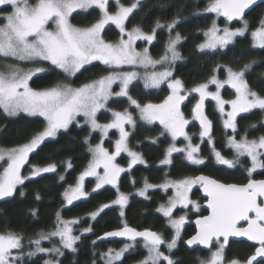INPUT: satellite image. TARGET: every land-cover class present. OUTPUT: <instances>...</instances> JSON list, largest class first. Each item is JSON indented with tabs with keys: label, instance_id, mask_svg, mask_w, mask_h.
Here are the masks:
<instances>
[{
	"label": "snow or ice",
	"instance_id": "snow-or-ice-1",
	"mask_svg": "<svg viewBox=\"0 0 264 264\" xmlns=\"http://www.w3.org/2000/svg\"><path fill=\"white\" fill-rule=\"evenodd\" d=\"M115 11L109 10L110 0H0V109L7 116H17L26 113L29 116L42 117L45 126L35 133L28 142L11 147L0 148V161H6L0 173V200L12 197L18 186L25 184L26 180L39 176L42 173L56 171L55 164L44 167L33 165L30 175L22 174V168L29 163V155L36 151L49 138H56L61 130L65 132L77 117L82 116L89 126L90 132L99 131L102 137H107L109 130L116 129L119 138L115 141L114 151H109L103 146V140L89 147L91 160L86 169L80 174L75 187L63 193L68 205L74 200L87 197L90 194L84 190L85 177H95L96 189L111 185L117 189V198L112 204L121 207V217L124 216L123 208L128 202V195L119 191L118 181L123 172L130 171L136 164L145 163L141 154L131 150L128 145L130 131L126 125L135 129L137 120L129 108L139 113V120L148 124L159 122L162 125L161 136L168 135L174 142L178 137L188 141L185 148H177L175 143L165 149L163 165L172 164L173 153H183L184 159L193 165H203L205 158L199 155V145H193L191 137L185 131L189 121L181 111V104L191 93H197L199 99L192 108L194 119L199 121V133L203 142L206 137L211 145V156L220 165L234 168L240 163L241 157H247L250 166L246 168L248 180L243 184L222 183L208 176L185 177L179 180H165L159 185H153L145 179L144 187L138 190V195L147 197L149 189L159 187L165 192L173 190V195L168 197L166 203L158 206L156 211L165 218L166 227L172 230L170 239L163 233L145 229L138 231L129 227L125 222L123 227L104 233L107 237H126L135 242L137 238L143 239V247L147 255L139 264H179L173 258V252L178 248L183 227L187 221L186 215L175 217L174 210L179 206L189 208L191 205L196 212L201 206L189 198L194 185L199 184L207 200V215H200L195 220V234L191 235L184 243L191 249L203 246L209 251L207 259H200L199 264H264V179H254L252 174L257 169H264V135L249 139L247 131L238 140L237 117L249 114L254 110L261 113V124L264 126V93L254 90L247 78L255 59L244 63L239 68L228 65H218L213 73L225 71L226 77L221 80L213 74L207 82L200 83L190 89L186 95L183 82L173 77V66L177 60L183 59L177 50V45L184 39L179 32L172 33L180 23L179 14L170 21L161 23L157 18L150 31H144L139 24L127 27L129 18L142 6V0H132L124 5L120 0H114ZM257 0H208L203 9L204 13L215 14L217 18L224 17L226 22H240L241 26L222 29L213 20L207 31L203 32L204 42L196 47L199 51H215L226 49L235 43V38L245 37L250 31L246 10L251 9ZM10 9V11H4ZM90 10L97 12V18L90 25L76 26L71 22L74 13H88ZM198 14V13H197ZM114 25L119 30L120 38L107 41L104 38L106 26ZM167 28L169 39L166 41L164 53L154 59L147 47L137 48V41L151 44L157 37V29ZM251 49L264 50V17L258 26L250 31ZM126 37V38H125ZM99 62L105 66V75L92 79L73 87L70 78L81 73L86 66ZM36 65L31 68L21 67V64ZM47 64L51 69L62 74L63 80L42 89H34L30 81L34 76L45 73L48 68L39 65ZM128 66L130 70H123ZM157 66L163 70L157 71ZM136 69H144L141 73ZM148 69H152L148 71ZM143 80L145 89H156L167 83L169 95L162 103H141L130 92L133 82ZM209 84L216 86V91H209ZM229 85L235 90V98L225 100L220 95V89ZM113 85H118L116 91ZM215 101L216 109L223 119L225 129H231L233 135L228 138L227 146L234 149V158H226L215 147L212 139V121L204 111V102L207 98ZM127 103L123 110L109 107V102ZM231 110L225 112V105ZM105 110L111 113L112 119L107 123H99L97 114ZM249 127L255 128L252 124ZM89 137L85 138L87 143ZM156 143V139L152 140ZM122 152L130 157L128 167H121L116 158ZM71 161L66 167L71 168ZM102 169V172L100 171ZM63 179V177H61ZM135 183V181H133ZM23 195V192L20 193ZM39 199V196H37ZM110 204L100 206L99 210L90 214L95 219ZM33 215H35V210ZM57 226L47 235L40 234L38 239L29 240V245H34L33 251L26 253L31 257L37 253L63 255L60 247H41V240L59 237L61 246L73 252L77 251L76 244L80 236L72 234L71 225L79 223L78 219L65 221L59 212L56 214ZM88 227L84 232H90ZM244 237L252 242V252L243 260L233 258L226 260V252L230 247V238ZM23 236L12 231L0 232V264H22L25 252ZM96 242L93 241V244ZM134 247L125 244L120 250L109 249L100 253L103 264H117L122 262L124 254ZM44 264H59L55 260H45ZM93 264L96 261L93 260Z\"/></svg>",
	"mask_w": 264,
	"mask_h": 264
},
{
	"label": "trees",
	"instance_id": "trees-1",
	"mask_svg": "<svg viewBox=\"0 0 264 264\" xmlns=\"http://www.w3.org/2000/svg\"><path fill=\"white\" fill-rule=\"evenodd\" d=\"M34 2V0H33ZM124 5H128L132 0H120ZM208 0H142L141 8L135 12L127 22V27L139 24L144 31H150L155 20L160 19L161 23L170 21L179 14L180 23L172 33L179 32L184 38L177 45L183 59L177 60L173 66V77L183 82L184 89L190 90L200 83L207 82L213 75L224 79L225 71L221 70L213 73V69L218 65H228L234 68L241 67L244 63L255 59L256 64L246 73V78L250 86L257 91L264 93V50L251 49L250 31L258 26L261 17H264V4L254 7L247 15L246 19L250 24V31L245 37L235 38V43L229 45L226 49H217L215 51H199L196 47L205 40L203 32L211 26L215 20L217 24H229L232 27L238 26L240 22L228 23L222 17L217 18L215 14L204 13L203 9ZM115 8V2L112 1ZM10 9H4L9 11ZM198 13V14H197ZM97 18V12L90 10L88 13H74L71 18L77 26L90 25ZM1 20V19H0ZM107 41H117L120 37L119 30L114 25L106 26L103 33ZM169 39L167 28L157 29L156 39L149 45V51L154 59H158L165 50L166 41ZM141 44V43H139ZM146 44V43H143ZM36 65L21 64V67L31 68ZM48 68V71L38 74L30 81V86L34 89L50 87L57 82H67L63 76L56 70L51 69L47 64L39 65ZM123 70H130L125 67ZM144 72V69H139ZM152 69H148L151 71ZM156 70H163L157 66ZM105 66L99 62H93L86 66L81 73L70 78L73 87L92 79H97L105 75ZM130 92L134 98L141 103L163 102L169 94L167 84L161 85L156 89H145L142 81L133 82ZM223 95L225 98L234 97L233 91L224 87ZM109 102V107L115 110H123L127 103ZM207 115L212 120V139L215 147L226 158H234V150L227 146L228 138L233 135L232 130L225 129L220 113L216 109V104L212 100H207ZM137 120V126L132 129L128 126L131 135L129 136L130 148L141 154L145 163L134 165L130 171L123 172L118 181L119 191L128 195L129 199L123 208L124 216L121 217V207L111 206L104 209L95 219L90 214L99 210L100 206L110 204L117 198V189L111 185L95 189L96 183L93 178L85 180V190L90 194L87 197L73 201L68 205L63 195L65 190L77 184L80 174L86 169L92 156L89 147L101 141V135L98 132H90L89 126L84 123L83 118H79L65 132L61 130L56 138H49L36 151L29 155V163L23 167L22 174L27 176L33 165L44 167L49 164L56 165V171L53 173H42L39 176L26 180L25 184L17 187V191L12 197L0 200V232L12 231L23 236L24 258L22 264H44V261L51 257L59 264H103L100 260V253L107 252L109 249H119L125 242L129 241H107L99 238L106 232L123 227L126 222L128 226L145 230L151 229L163 233L166 239H170L172 230L166 227V220L156 209L162 203H166L171 196L170 190L165 192L160 188L149 189L147 197L138 195V190L144 187L145 179L153 185H159L167 180H179L185 177H195L199 173H205L226 183H245L249 176L246 170L250 166L247 157H241L240 163L234 168H228L226 165H220L215 162L211 156V145L207 138H204L200 144V156L205 158L203 165H193L184 159L183 153L172 154V164L163 165L160 163L164 159L165 149L173 142L168 135L161 136L162 125L157 122L152 124L139 120L138 111L129 108ZM191 105L186 107L187 116H191ZM111 113L105 110L98 114L100 121H109ZM261 113L254 110L249 114H241L237 117L238 131L236 138L240 139L247 131L249 139L264 135V126L261 124ZM255 124V128L249 127ZM45 126L42 117L29 116L20 113L17 116H7L0 109V148H11L22 145ZM191 132L197 133L199 126L197 123L192 125ZM116 132H111V137H116ZM89 137L88 142L85 138ZM156 139V143L152 140ZM198 143L199 136L193 138ZM111 140H106L105 145L113 150ZM181 140V139H179ZM200 142V141H199ZM71 161V168L66 167V163ZM118 163L128 167L129 158L127 155H121ZM63 177V179H61ZM252 178H264V169L257 170L252 174ZM135 181V183H133ZM23 192V195L20 193ZM39 196V199H37ZM192 197L197 199L202 205L203 199L198 187L192 191ZM35 210V215L33 211ZM57 212L62 219H78L79 223L74 224L76 236H80L77 241V251L73 252L64 249L58 237L41 240V247L52 248L54 245L60 247L63 255L37 253L34 256H27L26 253L33 251L35 246L29 245V240L38 239L40 234L47 235L55 230L57 226ZM206 211L200 209V212H190L189 220L186 222L182 231L181 240L178 242V248L173 252V258L179 264H199L200 259H207L209 251H203L200 248L195 250L188 249L184 241L195 233V226L191 221ZM91 227L90 232H83L84 229ZM93 241L96 243L93 244ZM252 243L246 241H230V247L226 252V260L238 258L245 259L251 252ZM147 255L143 247V241L134 243L124 254L122 262L119 264H134L143 260Z\"/></svg>",
	"mask_w": 264,
	"mask_h": 264
},
{
	"label": "rangeland",
	"instance_id": "rangeland-1",
	"mask_svg": "<svg viewBox=\"0 0 264 264\" xmlns=\"http://www.w3.org/2000/svg\"><path fill=\"white\" fill-rule=\"evenodd\" d=\"M112 1H114V0H110V5H109V10L110 11H115V8H113V6H112ZM10 11V10H9ZM71 22H72V20H71ZM237 22V21H236ZM0 23H3V20L1 19L0 20ZM73 23V22H72ZM74 24V23H73ZM75 25V24H74ZM221 29L223 28V27H225V26H228L229 28H236V27H240L241 26V24H239L238 26H235V27H232V26H230L229 24H225V25H221V24H217ZM77 26V25H76ZM130 28V27H129ZM120 38V37H119ZM118 38V39H119ZM126 38V37H125ZM112 42H114V41H112ZM204 42V41H203ZM139 43H141V44H139ZM143 43H146V44H143ZM136 45H137V48H138V50L139 49H142V48H144V47H147L148 49H149V45L150 44H148L147 42H145V41H137L136 42ZM150 52V51H149ZM125 67H128V66H125ZM137 71H140L139 69H136ZM125 71H127V70H125ZM157 71H160V70H157ZM141 73H143V72H141ZM226 77V76H225ZM218 79H220V78H218ZM225 79V78H224ZM221 80H223V79H221ZM137 81H142L143 82V80L141 79V80H137ZM135 82V81H134ZM167 84V83H166ZM163 85V84H162ZM224 87H228V88H230L232 91H233V93H234V97L233 98H231V99H234L235 98V90L234 89H232L229 85H227V84H225L224 85ZM224 87L223 88H221L220 89V95L222 96V98L223 99H225V100H231V99H228V98H225L224 97V95H223V89H224ZM113 88H114V90H116V91H118L119 90V88H118V85H113ZM169 91H170V89H169ZM188 91L189 90H185L184 89V91L182 92V94H184V93H188ZM209 91H212V92H214V91H216V86L215 85H212V84H209ZM170 93V92H169ZM169 95V94H168ZM191 95H193V97H194V99H193V102H192V104H191V111H192V108L194 107V105L196 104V102L198 101V99H199V95L197 94V93H191ZM212 100L210 97L209 98H207L206 100H205V102H204V105H206V103H207V100ZM213 101V100H212ZM214 103H215V101H213ZM231 110V106L230 105H228V104H226L225 105V112H227V111H230ZM101 111H103V110H101ZM100 111V112H101ZM99 112V113H100ZM98 113V114H99ZM192 113V112H191ZM26 114V113H25ZM98 114H97V119H98ZM83 118L82 116H79V117H77V121L79 120V118ZM112 119V118H111ZM110 119V120H111ZM186 119H188V120H194V117H193V114H191V116H187L186 115ZM223 119H226V116H224V117H222V120ZM109 120V121H110ZM83 121H84V118H83ZM109 121H100L99 119H98V122L99 123H101V124H103V123H107V122H109ZM75 122V121H74ZM84 123H85V121H84ZM131 127V126H130ZM129 128H128V126L126 125V130H128ZM228 130H231V129H228ZM116 132V137H111V132ZM129 131V130H128ZM200 131H201V128L199 127V131L197 132V133H194L193 131L191 132V130H189L188 131V135L191 137V142H192V144L193 145H199V147H200V144L199 143H201V137H200V135H199V133H200ZM95 132H98L100 135H101V133L99 132V131H95ZM196 136H199V141H198V143H196V142H194L193 140V138L194 137H196ZM119 138V132L116 130V129H111V130H109V133H108V136L105 138V137H102L101 136V140H103V146L105 147V148H107L110 152L111 151H114V145H115V141L117 140ZM206 138V137H205ZM110 139H112L111 140V145L113 146V150H111L110 148H108L104 143H105V141L107 140H110ZM178 139H176L174 142H172V143H175V146L177 147V148H185L186 147V145H187V143H188V141H186L184 138H183V141L182 142H178L177 141ZM239 140V139H238ZM99 143H101V141L99 142ZM171 143V144H172ZM98 144V143H97ZM96 145V144H95ZM128 145H129V143H128ZM129 148H130V146H129ZM131 149V148H130ZM132 150V149H131ZM234 150V149H233ZM127 155L128 156V154L127 153H124V152H122L119 156H117V158H116V162L118 163V158L121 156V155ZM200 154V153H199ZM128 158H129V160H130V157L128 156ZM119 164V163H118ZM139 164V163H138ZM6 165V161H0V173H2V170H3V166H5ZM120 165V164H119ZM121 167H124V168H127V167H125V166H123V165H120ZM257 170H260V169H257ZM22 171H23V168H22ZM101 172H102V169L100 170ZM122 174V173H121ZM30 175V173L27 175V176H29ZM196 177V176H195ZM88 178H93L94 180H95V183H96V178L95 177H85V179H84V181H83V184H84V190H85V180L86 179H88ZM105 186H107V185H105ZM200 185L199 184H197V185H194L193 186V188H192V190H191V192L189 193V198L191 199V200H193V201H196L197 203H198V201H197V199H195V198H193L192 197V191L194 190V188H196V187H199ZM73 187H75V186H73ZM156 188H159V187H156ZM152 189H155V188H152ZM168 190H170V192H171V196L173 195V190L172 189H168ZM86 191V190H85ZM87 192V191H86ZM82 198H84V197H82ZM81 199V198H80ZM75 201V200H74ZM111 206H115V204H112L111 203ZM117 206H119V205H117ZM190 212H196L193 208H192V206L190 205L189 206V208H187V209H185V208H181V207H177L175 210H174V213H173V215L175 216V217H179L180 215H186L187 216V221L186 222H188V220H189V217H188V214L190 213ZM197 213V212H196ZM63 220H65V221H71V220H66V219H63ZM186 224V223H185ZM185 226V225H184ZM71 227L73 228V232H72V234L74 235V236H76V234L74 233L75 232V228H74V225H71ZM183 229H184V227H183ZM84 232V231H83ZM59 238V237H58ZM134 243L135 242H133V241H129V242H125L119 249H116V250H120L125 244H133L134 245ZM208 257H209V254H208ZM47 260H52L51 259V257H49ZM118 263V262H117ZM134 264H139V262L138 263H134Z\"/></svg>",
	"mask_w": 264,
	"mask_h": 264
},
{
	"label": "water",
	"instance_id": "water-1",
	"mask_svg": "<svg viewBox=\"0 0 264 264\" xmlns=\"http://www.w3.org/2000/svg\"><path fill=\"white\" fill-rule=\"evenodd\" d=\"M261 4H264V0H257V3L251 8V9H249V10H246V15L254 8V7H256V6H258V5H261ZM222 18H224V17H222ZM225 19V18H224ZM233 22H236V21H233ZM182 94V93H181ZM182 95H186V94H182ZM191 95H188V98L181 104V111L183 110V108H184V106H186L188 103H189V101L191 100ZM150 103H153V104H159V103H162V102H159V103H155V102H150ZM204 111H205V109H204ZM205 114H206V111H205ZM207 115V114H206ZM208 116V115H207ZM208 118H209V116H208ZM210 119V118H209ZM188 120V119H187ZM195 121H196V123L199 125V127H200V124H199V121L198 120H196V119H194ZM189 121V120H188ZM159 123V122H158ZM192 125H193V122L192 121H189V124L186 126V128H185V131L186 132H188L189 130H190V128L192 127ZM178 139H183V137H178ZM200 175H204V176H208L209 178H211V179H215V180H218V181H220V182H222V183H226V182H223V181H221V180H219V179H217V178H215V177H213V176H210V175H208V174H205V173H199V174H197L196 175V177L197 176H200ZM254 179H256V178H254ZM259 179H264V178H259ZM258 179V180H259ZM246 183V182H245ZM236 184H243V183H236ZM198 189H199V192H200V194H201V197H202V199H203V203H202V205H201V207H202V209H204L205 211H206V213L204 214V215H207L208 214V211H207V207H206V205H207V200H206V197H205V195H204V192H203V189L201 188V186H199L198 187ZM198 217V216H197ZM197 217H195L192 221H191V223L195 226V220L197 219ZM129 227H131V226H129ZM122 228V227H121ZM132 228H134V227H132ZM118 229H120V228H118ZM118 229H114V230H111V231H115V230H118ZM136 230H138V231H143V230H140V229H137V228H135ZM149 230H151V229H149ZM195 230H196V226H195ZM111 231H109V232H111ZM152 231H155V230H152ZM195 234V233H194ZM193 234V235H194ZM104 236V234L101 236V237H103ZM190 238V237H189ZM100 240H107V241H130V240H128L126 237H107V238H104V239H100ZM187 240V239H186ZM185 240V241H186ZM140 241H143V239L142 238H137V240H136V242H140ZM230 241H246V242H248V243H252V242H250V241H247V239L246 238H244V237H236V238H230ZM185 244V243H184ZM185 246L188 248V249H190V250H193V249H191V248H189L186 244H185ZM197 248H200V249H202L203 251H208L207 249H205V248H203V246H200V247H196L195 249H197Z\"/></svg>",
	"mask_w": 264,
	"mask_h": 264
},
{
	"label": "flooded vegetation",
	"instance_id": "flooded-vegetation-1",
	"mask_svg": "<svg viewBox=\"0 0 264 264\" xmlns=\"http://www.w3.org/2000/svg\"><path fill=\"white\" fill-rule=\"evenodd\" d=\"M184 94H186V93H184ZM192 97H191V100L189 101V103L186 105V106H184V108H183V110H182V112L184 113V115H185V118H186V115H187V113H186V107L187 106H189V105H191L192 104V102H193V99H194V97H193V95H191ZM204 109H205V111H206V114H207V107H206V105H204ZM211 120V119H210ZM189 121H192L193 122V124L194 123H196V121L195 120H189ZM212 121V120H211ZM198 125V124H197ZM199 126V125H198ZM192 128V127H191ZM190 128V129H191ZM212 129H213V123H212ZM188 133V132H187ZM184 138V137H183ZM178 139V138H177ZM178 142H182L183 141V139H181V140H177ZM201 206V205H200ZM120 262H118L117 264H119Z\"/></svg>",
	"mask_w": 264,
	"mask_h": 264
}]
</instances>
